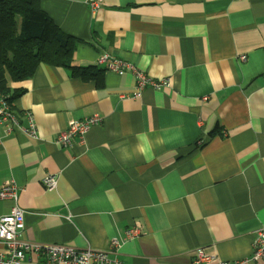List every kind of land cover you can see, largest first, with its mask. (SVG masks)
Listing matches in <instances>:
<instances>
[{
    "label": "crops",
    "instance_id": "crops-1",
    "mask_svg": "<svg viewBox=\"0 0 264 264\" xmlns=\"http://www.w3.org/2000/svg\"><path fill=\"white\" fill-rule=\"evenodd\" d=\"M40 1L79 40L74 66L102 81L40 65L10 84L18 117L37 128L34 139L0 125V191L20 189L22 238L106 250L134 227L123 264H193L197 250L213 264H264L251 261L264 227V0H102L97 11ZM104 53L171 85L136 97L132 74L98 65ZM92 116L102 122L83 144L55 143ZM49 174L54 191L42 186ZM13 205L0 198V217Z\"/></svg>",
    "mask_w": 264,
    "mask_h": 264
},
{
    "label": "built area",
    "instance_id": "built-area-1",
    "mask_svg": "<svg viewBox=\"0 0 264 264\" xmlns=\"http://www.w3.org/2000/svg\"><path fill=\"white\" fill-rule=\"evenodd\" d=\"M92 11L100 8L102 0H85ZM245 61L246 57L242 56ZM98 65L106 66V70L123 76L130 73L136 80L135 96L139 97L147 88L162 90L170 87L168 79L156 80L148 74L138 70L133 64L116 59L104 53L98 60ZM25 125L17 115L16 105L12 99V93H4L0 90V125L7 127L11 132L14 128L36 139L37 128L30 113H26ZM102 120L98 116H92L80 121H71L68 128L56 137L55 143L69 148L75 142L83 144L88 132L94 126L100 125ZM42 186L47 191H54L58 186V176L49 174L42 180ZM20 189L14 183L6 184L0 191L2 200H10L14 203L11 212L0 217V264H23L28 255L44 256V264H123L119 258V250L125 241L133 240L140 235L137 228L126 231L125 238L113 239L106 250H94L91 248L77 249L61 244H40L22 238L25 229V212L19 206ZM215 258L203 250L196 251L193 264H213ZM251 261L264 262V227L261 228L253 242V254ZM219 264H245V261L219 262Z\"/></svg>",
    "mask_w": 264,
    "mask_h": 264
},
{
    "label": "trees",
    "instance_id": "trees-1",
    "mask_svg": "<svg viewBox=\"0 0 264 264\" xmlns=\"http://www.w3.org/2000/svg\"><path fill=\"white\" fill-rule=\"evenodd\" d=\"M78 43L55 24L40 0H0V90L16 99L19 92L10 84L31 79L40 65L65 68L101 85L97 67L74 66Z\"/></svg>",
    "mask_w": 264,
    "mask_h": 264
},
{
    "label": "clouds",
    "instance_id": "clouds-1",
    "mask_svg": "<svg viewBox=\"0 0 264 264\" xmlns=\"http://www.w3.org/2000/svg\"><path fill=\"white\" fill-rule=\"evenodd\" d=\"M144 151V149H141V152H143Z\"/></svg>",
    "mask_w": 264,
    "mask_h": 264
}]
</instances>
